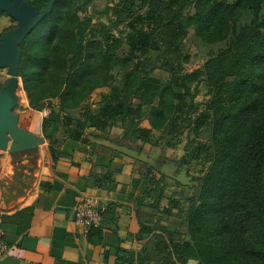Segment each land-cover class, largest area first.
Wrapping results in <instances>:
<instances>
[{"label": "trees", "instance_id": "trees-1", "mask_svg": "<svg viewBox=\"0 0 264 264\" xmlns=\"http://www.w3.org/2000/svg\"><path fill=\"white\" fill-rule=\"evenodd\" d=\"M26 1L42 11L51 0ZM200 1L117 0L109 10L111 22L100 23L98 28L91 26V17L83 21L73 17L66 37L78 55L65 60L62 69L76 70L83 42L96 39L100 58L109 61L122 53L125 66L115 70L113 83L101 94L96 109L81 104L67 88L61 92L66 77L59 79L57 92L51 97L58 99V110L44 120L43 134L56 162L58 146L65 140L93 147L86 134L89 129L105 133L120 128L126 145L143 143L175 149L186 130L200 135L216 120L215 127L226 128L223 149L232 156L236 154V158L225 173L215 164L198 196H189L185 188L181 198L169 197L168 204L162 206L166 200L165 177L152 175L148 173L152 169H147L149 187L138 204L146 201L158 216L140 224L139 237L148 238L144 264H264V0ZM90 2L58 0L38 27L46 26L54 35L56 27L47 21L57 19L64 3L68 4V20V15L87 10ZM196 2L203 25L214 13L221 20L218 36L205 34L203 42L216 40L221 45L205 69L187 72L184 40L189 32L188 14ZM120 27L126 32L119 31ZM33 32L20 46L19 76L30 108L41 112L45 108V87L37 90L40 97H36L40 86L31 82L37 83L33 78L44 75V70L38 69L28 79L22 74L23 46ZM158 70L168 78L156 76ZM202 81L207 83L212 99L205 110L199 111L195 98ZM144 119L148 127L143 126ZM232 128L237 130L235 135L227 132ZM155 132L162 136L157 138ZM185 151L183 165L216 161L211 147L201 142L187 144ZM114 166L110 178L122 171V166ZM170 218H176L175 222ZM182 230H186V236Z\"/></svg>", "mask_w": 264, "mask_h": 264}, {"label": "crops", "instance_id": "crops-1", "mask_svg": "<svg viewBox=\"0 0 264 264\" xmlns=\"http://www.w3.org/2000/svg\"><path fill=\"white\" fill-rule=\"evenodd\" d=\"M14 24L0 12V35ZM7 78L6 70L0 69V86ZM46 118V113L30 109L20 116V123L44 137ZM86 134L93 147L65 140L58 146L56 162L46 139L35 160L28 156L13 160L0 152V212L8 245L0 264H144L148 238L139 237L140 224L158 216V211L146 201L139 206L138 201L149 187L146 168L159 175L155 169L159 158L151 155L159 146L126 145L120 128L105 133L89 129ZM114 165L122 166V171L110 178ZM175 166H161L162 175L173 176ZM88 198L98 201L103 218L99 228L90 230L74 220L75 207Z\"/></svg>", "mask_w": 264, "mask_h": 264}, {"label": "rangeland", "instance_id": "rangeland-1", "mask_svg": "<svg viewBox=\"0 0 264 264\" xmlns=\"http://www.w3.org/2000/svg\"><path fill=\"white\" fill-rule=\"evenodd\" d=\"M116 1L117 0H91L87 10H80L75 13L74 16L68 15V20V4L64 3L59 10L61 13L56 16L57 19H49L47 21V23L56 27V29L52 30L54 35L51 34V31H49L46 26H40L35 29L31 37L27 40L26 44L23 46L25 55V61L22 68L23 76L28 79V77L33 76L38 69L44 70V75L42 74L41 77L38 76L33 78L37 83L31 82L33 85L35 84L36 86H40L35 91L36 97H40L37 94V90L39 91V89L45 87V94H43L42 97L43 102H45V108L39 113H46L48 118L51 112H56L58 110V99H53L51 97H53L57 92V82L59 79L63 80L64 77H66L64 80L65 85L61 88V92L62 89L67 88L68 91H73V93L77 95L81 104L90 105L93 109L98 107V103L101 100V94L106 93L109 90V85L113 83L115 70L125 66L123 56L121 55L122 53H120V55H115L108 61L99 57L101 49L100 44L97 42L99 39L84 41L81 49L82 57L77 63V69L70 71L62 69L65 60L71 59L76 54L78 55L76 48L69 46L72 42L67 39L66 33L69 28H71L70 25L73 17L79 21H83L85 17H91V26L94 28H98L100 23L108 25L112 18L111 11L109 10ZM197 2L201 1L197 0ZM197 2L189 11V32L184 40L185 50L188 56V61L185 64L187 72L205 69L208 60L211 56L217 53L219 45H221L216 40L214 42L209 41V44H205V42H203L202 37L205 34L210 33L218 36L216 32L221 26V20L219 14L215 15L214 13L209 16L206 24L203 25L202 21L199 20L201 11H199L200 5H197ZM78 7L79 5H77V8ZM15 26L16 23L14 24V27ZM121 28L122 27L119 28V31H123V33H125V29ZM119 31L116 30L115 34ZM56 46H58L57 50H54L52 53V50ZM154 74L162 78H168L166 73L159 70L155 71ZM19 77L18 94L20 100L15 112L21 116L25 113V111L30 110L31 108L28 95L24 90L23 79L21 76ZM28 82L30 81L28 80ZM192 88H196L195 85ZM197 91L198 94L195 98V104L199 111H203L206 109L208 102L212 99V95L209 93L207 83L203 81L197 85ZM255 92L257 93V91ZM168 105L169 102L167 101V106ZM217 118L218 116L216 115V119ZM213 121L216 122V120H212V122L207 125L208 127H205L201 131L200 135H196L192 131L188 133L186 130L179 138L180 143L175 149L163 148L162 145L157 148V151H151V155H154L152 157L158 156L159 158L160 164L155 166V169L159 174L158 177L164 176L161 173L163 166L171 164L176 165L174 167L175 172L173 177L164 176L165 179H163V184L166 186V200L163 202L164 206L168 204L169 197H173L175 199L181 198L185 188L188 189L189 196H198L201 193L200 190L204 180L209 176L210 171L215 169V164L217 170H222V173L227 172L228 168L233 166L232 159L236 158V154H233L232 156L228 149H223V138L225 139L227 136L226 128H224L225 130H222L223 127H220L217 124L215 127V123ZM143 124L149 125L148 121L145 119ZM20 125H22V123H20ZM236 131V128H232L227 132H230L229 135H235ZM155 136L160 138L162 135L160 132H155ZM198 142L211 147L212 155L216 161H211L208 164L192 162L189 165H183L181 159L186 154L185 146L189 143L196 144ZM148 173L153 175L152 172ZM179 175H182L186 181V184H181V187L177 186L176 183L178 182L175 179ZM175 219L176 218H170L169 220L175 222ZM163 225L166 226L165 223H163ZM182 231L186 236V230Z\"/></svg>", "mask_w": 264, "mask_h": 264}, {"label": "water", "instance_id": "water-1", "mask_svg": "<svg viewBox=\"0 0 264 264\" xmlns=\"http://www.w3.org/2000/svg\"><path fill=\"white\" fill-rule=\"evenodd\" d=\"M58 0H51L46 9L38 11L26 0H0V12L8 15L16 26L0 35V69L6 70L8 78L0 87V152H7L14 160L28 156L35 160L45 138L29 132L20 125V115L15 112L19 104V69L22 58L21 44L52 12ZM125 151V149L123 150ZM129 155L135 154L127 149ZM169 177L171 176L167 173ZM176 181L186 184L182 175Z\"/></svg>", "mask_w": 264, "mask_h": 264}, {"label": "built area", "instance_id": "built-area-1", "mask_svg": "<svg viewBox=\"0 0 264 264\" xmlns=\"http://www.w3.org/2000/svg\"><path fill=\"white\" fill-rule=\"evenodd\" d=\"M74 220L84 228L96 229L102 224V210L99 203L95 199H84L74 209ZM8 252V245L5 241V234L3 231V219L0 212V258L5 256Z\"/></svg>", "mask_w": 264, "mask_h": 264}]
</instances>
